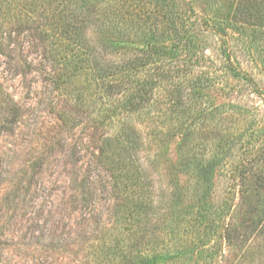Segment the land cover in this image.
<instances>
[{
	"label": "rangeland",
	"instance_id": "rangeland-1",
	"mask_svg": "<svg viewBox=\"0 0 264 264\" xmlns=\"http://www.w3.org/2000/svg\"><path fill=\"white\" fill-rule=\"evenodd\" d=\"M186 1L193 6L190 28L206 57L204 66L180 81L199 88L186 114L164 104L163 88L151 106L127 113L118 108V90L107 93L104 69L79 66L77 76L66 77L56 46L45 43L47 33L12 23L0 29L5 36L0 41V264L117 262L111 252L118 244L140 239V207L132 220L129 211L140 201V158L154 180L144 189L155 209L149 225L163 226L168 245L182 247L173 264H264V223L242 245L204 237L207 245L198 249L201 242L192 233V217L200 210L201 217L216 218L226 204L233 212L257 207L255 199L242 202L231 164L243 149L264 142V0ZM216 22H224L228 37L219 34ZM117 26L111 23L119 35ZM84 41L87 52L99 48L104 62L124 58L96 29L89 27ZM130 125L138 130L129 152L134 153L129 170L137 168L133 179L117 163L124 154L119 143L117 159L101 155L107 138L132 132ZM196 163L212 170L201 186L188 169ZM261 165L252 166L250 176L261 174ZM237 213L222 216L225 224L236 223ZM245 218L250 223L253 216ZM174 228H180L177 235L170 234ZM174 248L167 254L176 253Z\"/></svg>",
	"mask_w": 264,
	"mask_h": 264
},
{
	"label": "trees",
	"instance_id": "trees-1",
	"mask_svg": "<svg viewBox=\"0 0 264 264\" xmlns=\"http://www.w3.org/2000/svg\"><path fill=\"white\" fill-rule=\"evenodd\" d=\"M112 1L0 0V22L7 19V23L0 24V29L4 30L6 25L12 23L20 27L33 26L34 29L43 31L45 35L47 33L45 43L50 41L56 46L58 51L55 56H60L59 61L62 66H67L66 69H68L63 73L66 77L77 76V72L81 68L79 66H83L84 69L91 66H99V70L104 69L105 75L101 73V76L102 80H105L103 84L106 85L107 82V93L113 95L118 90L116 93L121 94L119 101L121 103L118 108L127 113L142 112L151 106L159 88L164 89L166 97L164 104L173 106V112L180 109L183 114L189 113L188 108L191 105L189 102L194 99L195 94H199V88L180 81L190 77L188 75L194 74L197 67L204 66L206 58L198 48L195 36L197 32H193L194 29L190 28L191 14L189 12L193 11V6L186 0ZM103 3L110 4L104 5ZM232 4H227L226 7L230 10ZM117 18L119 21H113ZM227 18L230 19L229 16ZM112 22L118 24L117 27L120 25L119 35L111 28ZM208 23V20H204L203 26L206 29L209 27ZM223 23L218 22L216 30L222 36L228 37ZM89 27L98 30L107 37L108 46L113 47L117 53L123 51L124 58L116 64H113V61L104 62L99 48L97 49L95 45L93 51L90 49L87 52L85 48L87 43L84 40L88 41ZM4 37L3 31L0 30V41ZM76 39L81 42L79 47H77L79 43ZM63 46L66 48L65 50H61L60 47ZM224 53L228 59H231L226 50ZM70 66H73V69ZM101 66L108 67L102 68ZM93 69L95 73L99 72L97 68ZM230 70L237 74L240 72L233 67ZM96 78L100 79V77ZM198 79L199 77H196V80ZM191 80L193 81V78ZM197 85L198 87L202 86ZM129 129L132 132L118 135L116 139L114 138L115 142L114 139L107 138L108 145L106 144L107 146L102 148L101 155L117 159L118 154H115L114 151L117 147L115 144L119 143L124 154H121L122 156L117 159V163L123 170L126 168L127 179H133L137 168L129 170V167L133 165L134 155L129 152L134 145L133 136L135 135L136 138L138 130L131 125ZM235 135L236 133L232 132L230 137L233 138ZM120 136H123L121 140ZM243 151L240 160L231 164V179L234 186H240L242 202L247 204L255 199L257 207L250 206L249 209L242 207L244 210L233 212L232 205L226 204L221 209L222 211L215 214L216 218H209L207 214H203L201 217L202 210H200L197 214L200 215L198 218L192 217L194 226L192 233L195 239L201 242L197 246L198 249H204L207 245L206 241L208 240H204V237L207 239L208 237L209 239L218 237L221 245L222 238L225 239L227 245L245 244L255 238L253 235L264 223V199L259 200L258 198L261 194L264 196V193H261V189L264 191V142L259 146L254 145L243 149ZM243 154L246 155L243 156ZM252 154L254 156H251ZM260 163L262 164L260 166L262 173L256 177L250 176L249 171L252 166ZM144 165L140 158V201L134 200L133 207L129 210L132 220L140 207V239L137 238L130 244H118L114 252H111L117 257V262L114 264H173L172 261L178 258L177 254L181 255V246L174 248V246L168 245L169 234L165 233L163 226L155 224V227L152 228L149 225L155 220V209L153 206L151 207V201L144 189L154 183V180H151ZM188 169L189 173H195L197 186L202 185L201 180L203 179L208 181L212 174V170L199 163L189 166ZM206 181L205 183H207ZM132 185L137 184L133 183ZM177 202L176 207L181 206L182 203L178 200ZM261 206L262 209L259 208ZM255 212H257L256 215ZM236 213L238 216L236 223L225 224L222 216L226 214L233 216ZM246 215L253 216L251 220L249 219L250 223H247ZM161 228H164V230H160L162 234H156V230ZM179 230L180 228L178 231L174 228L170 230V234L177 235ZM192 241L195 244L196 241L193 239ZM171 248H174L176 253L167 254ZM210 257L212 258V256Z\"/></svg>",
	"mask_w": 264,
	"mask_h": 264
}]
</instances>
